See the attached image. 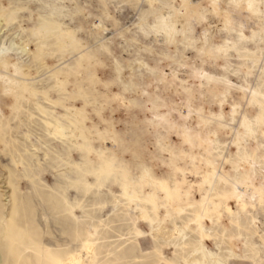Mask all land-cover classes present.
<instances>
[{"label": "rangeland", "instance_id": "rangeland-1", "mask_svg": "<svg viewBox=\"0 0 264 264\" xmlns=\"http://www.w3.org/2000/svg\"><path fill=\"white\" fill-rule=\"evenodd\" d=\"M187 2L0 0L6 225L16 198L84 264H264V0Z\"/></svg>", "mask_w": 264, "mask_h": 264}, {"label": "bare ground", "instance_id": "bare-ground-1", "mask_svg": "<svg viewBox=\"0 0 264 264\" xmlns=\"http://www.w3.org/2000/svg\"><path fill=\"white\" fill-rule=\"evenodd\" d=\"M182 1H183V5L185 6L184 9L186 10L190 9L191 5L187 2V0H182ZM53 66H55V64ZM2 67L5 71L11 73L12 75L22 77L25 80V82H23L24 93L26 94L31 93L32 91V89L30 88L31 84L27 82L28 79L26 78L25 74L20 70V68L17 66L15 62L6 61L5 63L2 64ZM49 68L52 67L49 66ZM51 71L54 73L53 75H55L56 72H54V69H51ZM58 82L61 83L62 85L64 84V82H62L61 80H58ZM11 93L13 95L14 90H11ZM251 94H252V99L258 95L256 91H253ZM207 165L212 167L211 174L206 173L204 176V183L208 190H210L212 187L210 181L211 177H212L211 179H219L221 183H225V184L227 183L226 178L221 176L217 171V169L214 168L213 162L207 161ZM239 186H240L239 184L234 183V188L236 191H238ZM14 199H15L14 208L10 213V218L8 220L7 225L4 223L5 217L0 210V232H2L1 239L4 242L5 246L11 250L13 264H84V262H82V259L78 256H73L69 253H63L61 251H46L43 248H41L40 244L34 239V235L32 233H29L32 230V223H33L32 219L29 217V215H27L29 213H26V211H24V206L22 202L21 203L16 202V198ZM170 199H172V197H170ZM236 199L240 201L242 200V198L240 197H236ZM203 202L204 205L206 206L210 204L208 199H205ZM200 219L203 220L205 219V217L200 215ZM29 246L34 248H28ZM2 260H4L3 257Z\"/></svg>", "mask_w": 264, "mask_h": 264}]
</instances>
